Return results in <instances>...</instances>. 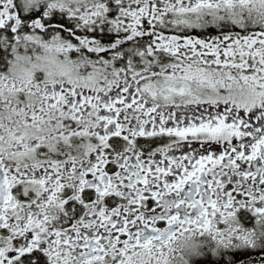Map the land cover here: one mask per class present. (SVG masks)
<instances>
[{"label":"snow or ice","instance_id":"1","mask_svg":"<svg viewBox=\"0 0 264 264\" xmlns=\"http://www.w3.org/2000/svg\"><path fill=\"white\" fill-rule=\"evenodd\" d=\"M0 264H264V0H0Z\"/></svg>","mask_w":264,"mask_h":264}]
</instances>
